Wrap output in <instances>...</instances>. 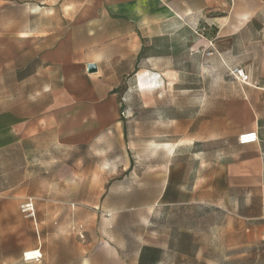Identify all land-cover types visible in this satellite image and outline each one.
<instances>
[{"label":"rangeland","instance_id":"rangeland-1","mask_svg":"<svg viewBox=\"0 0 264 264\" xmlns=\"http://www.w3.org/2000/svg\"><path fill=\"white\" fill-rule=\"evenodd\" d=\"M59 26L57 0H0V264H264V169L229 174L244 128L264 152V37L219 56L186 48L212 26L181 22L142 45L146 77L119 63L53 103L27 87V32Z\"/></svg>","mask_w":264,"mask_h":264},{"label":"crops","instance_id":"crops-1","mask_svg":"<svg viewBox=\"0 0 264 264\" xmlns=\"http://www.w3.org/2000/svg\"><path fill=\"white\" fill-rule=\"evenodd\" d=\"M57 3L58 32L31 31L28 28L26 48L27 87L31 89V81L34 80L38 82V88L33 90V94L46 93L49 88L53 103L63 102L60 98L68 87H76L84 79L95 78L93 73L119 71L116 67L119 63L126 64L124 71L130 72L136 69L138 62V73L145 74L146 69L142 65L146 60L140 58L142 45L166 38L172 27L181 22L187 24L203 20L210 28L212 26L215 34L211 40L203 37L196 42L187 34L189 45L186 48L206 42L204 48L210 49L208 45L211 42L219 56L231 53L232 49L236 53L237 41L247 32L256 33L259 41L264 37V0H57ZM47 39L57 40L56 45H38ZM107 41H111L114 47L110 53H106ZM108 55L110 59L103 58ZM88 64H94L96 70L85 75L84 69ZM108 64L111 65L109 69L106 67ZM255 87L264 90V85ZM252 130L257 131V126L244 128L240 133ZM230 157L229 174L262 175L264 152L259 141L246 145L237 143ZM32 250L40 252V249ZM18 262L69 264L45 255L40 262H26L21 258Z\"/></svg>","mask_w":264,"mask_h":264},{"label":"built area","instance_id":"built-area-1","mask_svg":"<svg viewBox=\"0 0 264 264\" xmlns=\"http://www.w3.org/2000/svg\"><path fill=\"white\" fill-rule=\"evenodd\" d=\"M208 47L213 49V44L209 42ZM213 52L211 50L207 51L206 55H211ZM235 72L237 73L238 77L241 78L243 82L248 79V75L245 73V70L239 67H235ZM259 141L258 132L255 130L252 131H245L240 133L237 136V142L241 145L246 144H253ZM20 212L23 214L24 217L35 221V208H34V201L31 197L25 198L20 204ZM42 258V254L38 251V253L34 254L31 258H27L25 253L23 254V260L26 262H40Z\"/></svg>","mask_w":264,"mask_h":264},{"label":"bare ground","instance_id":"bare-ground-1","mask_svg":"<svg viewBox=\"0 0 264 264\" xmlns=\"http://www.w3.org/2000/svg\"><path fill=\"white\" fill-rule=\"evenodd\" d=\"M36 253H38V250H30V251H26L25 255L27 258H31Z\"/></svg>","mask_w":264,"mask_h":264},{"label":"water","instance_id":"water-1","mask_svg":"<svg viewBox=\"0 0 264 264\" xmlns=\"http://www.w3.org/2000/svg\"><path fill=\"white\" fill-rule=\"evenodd\" d=\"M88 72H94L96 70V66L94 64L87 65Z\"/></svg>","mask_w":264,"mask_h":264}]
</instances>
